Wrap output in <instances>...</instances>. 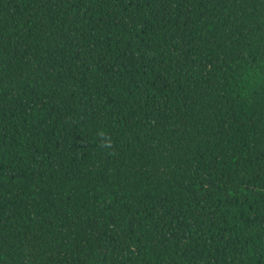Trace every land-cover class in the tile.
<instances>
[{
  "label": "trees",
  "instance_id": "trees-1",
  "mask_svg": "<svg viewBox=\"0 0 264 264\" xmlns=\"http://www.w3.org/2000/svg\"><path fill=\"white\" fill-rule=\"evenodd\" d=\"M0 264H264V0H0Z\"/></svg>",
  "mask_w": 264,
  "mask_h": 264
}]
</instances>
